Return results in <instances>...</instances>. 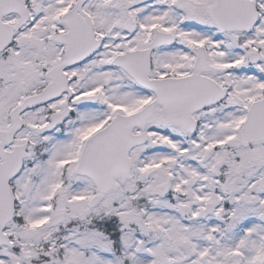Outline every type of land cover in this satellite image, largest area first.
<instances>
[{"label":"snow or ice","instance_id":"snow-or-ice-1","mask_svg":"<svg viewBox=\"0 0 264 264\" xmlns=\"http://www.w3.org/2000/svg\"><path fill=\"white\" fill-rule=\"evenodd\" d=\"M0 264H264V0H0Z\"/></svg>","mask_w":264,"mask_h":264}]
</instances>
